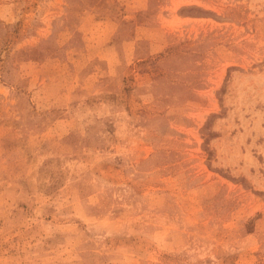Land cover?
Returning <instances> with one entry per match:
<instances>
[{"label": "rangeland", "instance_id": "rangeland-1", "mask_svg": "<svg viewBox=\"0 0 264 264\" xmlns=\"http://www.w3.org/2000/svg\"><path fill=\"white\" fill-rule=\"evenodd\" d=\"M0 264H264V0H0Z\"/></svg>", "mask_w": 264, "mask_h": 264}]
</instances>
